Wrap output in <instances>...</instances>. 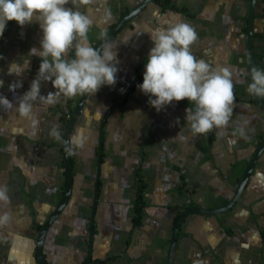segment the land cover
<instances>
[{
	"label": "crops",
	"instance_id": "obj_1",
	"mask_svg": "<svg viewBox=\"0 0 264 264\" xmlns=\"http://www.w3.org/2000/svg\"><path fill=\"white\" fill-rule=\"evenodd\" d=\"M141 0H93L64 5L90 17L87 40L95 47L101 34L124 10ZM185 9L162 6L155 0L129 18L101 49L117 53L116 83L88 94L70 132L72 159L69 198L49 225L42 244L46 264H81L88 256L89 225L97 177L99 120L131 82L141 63V77L125 102L114 107L103 123V160L100 188L94 207L91 261L103 264H166L174 218L186 206L214 207L235 192L248 162L264 137V108L247 92L249 84L247 33L244 18L250 0H170ZM179 22L190 24L198 35L191 46L197 58L213 68H228L233 80V113L223 129L193 135L186 121L185 99L160 111L149 103L137 85L153 42L148 32ZM253 30L256 63L264 64V0H256ZM38 23L23 26L12 21L1 48L0 96L13 108L0 107V185L9 189L11 203L0 206L10 222L0 227V264H36V239L40 226L56 208L66 189L62 152L64 112L79 95H60L53 102H33V119L16 111L18 100L36 78L40 58L30 49L40 48ZM74 57V49L68 53ZM16 71L9 73L10 66ZM10 85L14 86L10 89ZM41 81L39 95L55 92ZM55 127L57 140L50 132ZM243 128L245 135L236 130ZM75 138V139H73ZM143 175L145 204L137 225H132L136 197L135 170ZM264 149L236 202L212 214L188 213L179 225L172 264H264Z\"/></svg>",
	"mask_w": 264,
	"mask_h": 264
},
{
	"label": "clouds",
	"instance_id": "obj_2",
	"mask_svg": "<svg viewBox=\"0 0 264 264\" xmlns=\"http://www.w3.org/2000/svg\"><path fill=\"white\" fill-rule=\"evenodd\" d=\"M69 0H0V34L7 21L23 26L36 22L42 30L40 48L30 49L31 55L40 58L39 70L30 89L18 100L16 111L23 118L33 119V102H53L60 95L72 98L77 95H94L102 86L116 83L117 53L112 46L94 48L87 40L93 24L90 17L77 10L64 7ZM78 0H72L73 5ZM91 4L93 0H79ZM153 42L143 72L139 91L148 96V103L157 111L173 101L187 100L194 108L186 109V121L193 135L206 134L226 128L233 113V80L228 68H213L205 59L197 58L191 46L197 41L195 29L188 23L179 22L167 28L148 32ZM74 49V57L68 53ZM17 75L13 65L9 73ZM41 81H50L56 90L46 97L39 95ZM4 82L0 80V87ZM10 89L14 86L10 85ZM247 92L264 98V69H251V82ZM0 107L5 110L13 104L0 96ZM245 135L243 128L236 130ZM50 134L57 140L55 127ZM75 139V138H73ZM11 203L9 189L0 185V206ZM11 220L8 212L0 213V227Z\"/></svg>",
	"mask_w": 264,
	"mask_h": 264
},
{
	"label": "water",
	"instance_id": "obj_3",
	"mask_svg": "<svg viewBox=\"0 0 264 264\" xmlns=\"http://www.w3.org/2000/svg\"><path fill=\"white\" fill-rule=\"evenodd\" d=\"M150 0H141L137 5L134 7L130 8L124 15L120 16L118 20L115 22V24L108 28L106 32L101 36V38L97 41L95 44L94 48L101 49L104 43L107 41V39L111 36L113 31L122 23L126 22L129 18H131L134 14H136L138 11H140L146 3ZM255 2L256 0H250L249 2V12H248V23H247V47H248V61H249V72H250V77H251V69L255 67L254 64V54H253V21L255 17ZM8 22V21H7ZM6 22V24H7ZM2 34H0L1 38ZM125 92L121 94V96L116 100V102L113 105H116V103L123 97ZM88 94L85 95H79L76 103L74 106L70 109L69 116L67 119V122L65 124V127L63 129V134H62V152H63V159H64V165H65V171H66V189L63 192V195L57 204L56 208L50 213L48 218L43 222L41 227L38 230L37 234V239H36V258L38 264H43L44 257L42 253V244H43V239L45 236V233L51 224V222L57 217L61 209L64 207L66 204L70 191H71V184H72V173H71V161H70V155L68 152V144H69V137H70V132L72 130L74 120L76 116L79 114L81 107L86 99ZM260 105L264 108V98L260 97H255ZM109 110H106L105 113L102 115L100 123H99V140H98V146L97 148L100 149L101 147V142H102V131H103V123L108 115ZM264 149V137L261 139L260 144L258 145L256 151L254 152L252 158L247 164V167L242 175V177L239 180V184L234 192V194L224 203L219 206H214V207H202L198 205H191V206H186L184 207L178 214L174 225H173V230L170 236V241L167 249V255H166V264H172V255L175 247V241L178 233V228L179 225L185 215L188 213H201V214H212V213H217L220 211H224L229 209L238 199L240 193L242 192L243 188L245 187L248 177L253 169V167L256 164V161L260 154L262 153ZM100 156L99 153H97V177H96V182H95V189L97 186L98 182V174H99V168H100ZM96 204V190H95V195L93 198V208L90 216V225H89V251H88V256L86 259L85 264H89L91 259H90V253H91V241H92V232H93V221H94V207Z\"/></svg>",
	"mask_w": 264,
	"mask_h": 264
},
{
	"label": "trees",
	"instance_id": "obj_4",
	"mask_svg": "<svg viewBox=\"0 0 264 264\" xmlns=\"http://www.w3.org/2000/svg\"><path fill=\"white\" fill-rule=\"evenodd\" d=\"M156 2H158L162 8H165V7H169V8H173V9H179V10H183L185 9L184 6H178L176 3L174 2H171L170 0H155ZM127 12V10H124L121 14L124 15L125 13ZM12 21H8L6 26H5V29L2 33V36L0 38V56H1V48L3 47V45L6 43L7 41V31H8V28L10 26ZM116 22V21H115ZM115 22L111 23L108 28L112 27ZM126 22L120 24L114 31L113 33L111 34V36L108 38L110 39L112 36H114L118 30L125 24ZM247 23H248V15L244 18V23H243V29L244 31L247 33ZM107 28V29H108ZM106 29V30H107ZM106 30L101 34V36L106 32ZM260 32H257V31H254L253 30V38L256 37L257 35H259ZM253 54H254V64H255V67H256V63L259 61V59L261 58V53L257 52L254 50V47H253ZM140 67H141V63H139L137 66H136V69H135V74H134V78L131 80V82L129 83L128 87L123 91L125 92V94L123 95V97L116 103V105H113L116 100L121 96V94L123 93H120L118 96L114 97L113 100H112V103L109 107H107L106 110H109V112L116 106H120L122 105L127 96H128V93L129 91L135 86L136 82L140 79L141 77V72H140ZM260 69H264V64L260 66ZM247 80L248 82L250 83L251 82V77H250V72H249V66H248V72H247ZM254 101L256 103H259V101L255 98V96L253 97ZM67 112H70V108L68 110H66ZM65 111V112H66ZM62 119H63V125L65 127V124L67 122V119L65 118V116L63 115L62 116ZM97 153H99V156H100V162H102L103 160V131H102V142H101V147L100 149L97 148ZM70 161H71V164H72V159H71V156H70ZM135 176H136V197H135V200H134V214L131 218V221H132V225H137L139 222H140V219H141V216H142V208L145 204V200L142 196V190H143V187L145 186V182L143 180V175L142 173L139 171V168L137 167L136 170H135ZM99 188H100V181L98 179V182H97V186H96V200H97V195H98V191H99ZM178 215L175 216L174 218V222L176 220ZM94 222V221H93ZM94 224V223H93ZM41 227V226H40ZM262 235H264V228L262 229L261 231ZM44 257V255H43ZM86 259L87 257H85L83 260H82V263L81 264H85L86 262ZM91 259V258H90ZM94 262H97L99 264H103L104 260L103 259H95L93 260ZM38 264V262L36 263ZM43 264H46V261L44 259L43 261Z\"/></svg>",
	"mask_w": 264,
	"mask_h": 264
},
{
	"label": "rangeland",
	"instance_id": "obj_5",
	"mask_svg": "<svg viewBox=\"0 0 264 264\" xmlns=\"http://www.w3.org/2000/svg\"><path fill=\"white\" fill-rule=\"evenodd\" d=\"M133 78H134V76H133ZM133 78H132V79H133ZM67 113H69V112H67V111L64 112V116H65ZM104 113H105V112H104ZM104 113H103V114H104ZM103 114H102V115H103ZM101 117H102V116H101ZM99 123H100V120H99ZM103 129H104V128H103ZM93 194L95 195V184H94V193H93ZM94 195H93V198H94ZM97 198H98V197H97Z\"/></svg>",
	"mask_w": 264,
	"mask_h": 264
},
{
	"label": "built area",
	"instance_id": "obj_6",
	"mask_svg": "<svg viewBox=\"0 0 264 264\" xmlns=\"http://www.w3.org/2000/svg\"><path fill=\"white\" fill-rule=\"evenodd\" d=\"M68 116H69V113H67V114L65 115V118L68 119Z\"/></svg>",
	"mask_w": 264,
	"mask_h": 264
}]
</instances>
